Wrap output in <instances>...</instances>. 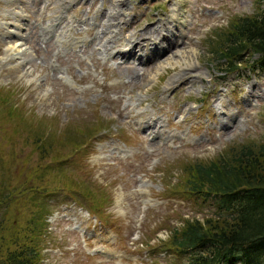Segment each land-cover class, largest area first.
<instances>
[{
    "label": "rangeland",
    "instance_id": "374dc122",
    "mask_svg": "<svg viewBox=\"0 0 264 264\" xmlns=\"http://www.w3.org/2000/svg\"><path fill=\"white\" fill-rule=\"evenodd\" d=\"M70 2L75 3L69 9ZM60 3L66 7L59 6L61 11L56 0H0V183L6 168L15 187L33 178L38 161L34 143L44 136L53 151L64 155L58 160L71 163L55 179L65 175L67 185L81 194L79 204L64 192L43 202L50 213L40 264H189L188 257L166 249L156 256L134 250L158 239L170 243L168 232L182 225L184 217L205 221L217 216L213 200L189 197L193 202L181 192L179 198L156 196L175 191L185 164L208 162L231 146L264 141V66L218 80L221 72L208 47L216 31L228 30L234 19L264 11V0ZM177 7L182 12L174 28L179 40L175 52L139 63L136 57L145 55V46L161 41L158 34L172 28ZM21 14L29 23L15 26ZM49 14L57 16L47 27ZM79 29L83 32L76 33ZM77 34L86 37L85 45L64 47ZM22 38L27 52L10 62L8 52L20 49ZM135 41L139 46L128 57L133 61L120 63L122 56L116 53ZM181 52L190 55L192 67L185 62L162 68ZM258 59L254 54L250 63ZM148 130L159 131V137ZM87 131L95 133L71 154ZM116 134L125 139L129 134L133 146L118 143ZM74 136L83 137L76 143ZM21 205L25 213L21 209V223L11 225V232L35 208L31 201ZM96 205L106 220L112 217L119 225L100 226L88 214V207ZM39 208L44 209L40 202Z\"/></svg>",
    "mask_w": 264,
    "mask_h": 264
},
{
    "label": "trees",
    "instance_id": "16d2710c",
    "mask_svg": "<svg viewBox=\"0 0 264 264\" xmlns=\"http://www.w3.org/2000/svg\"><path fill=\"white\" fill-rule=\"evenodd\" d=\"M215 35L216 40H211L208 47L219 72L264 66V11L236 18L228 30L216 31ZM254 54L259 59L252 64ZM93 133L83 134L82 144H77L71 154L82 149ZM83 136H74V141ZM34 145L38 161L31 173L33 178H25L15 187L8 168L1 177L0 264H40L41 241L48 230L50 213L43 202L59 196V192L75 200L81 195L67 185L65 175L55 179L63 170L66 173L71 163L58 160L64 155L51 149L49 139L42 136ZM180 178L173 193L184 195L188 190L194 195H214L224 212L205 221L185 219L182 225L170 229V243L158 239L156 244L163 243L177 255L188 257L189 264H264V141L231 146L208 162H189ZM25 201H31L35 208L26 223L11 232V225L21 223L18 213L21 209L25 213L21 205ZM39 202L44 209H38ZM90 209L101 211L97 205Z\"/></svg>",
    "mask_w": 264,
    "mask_h": 264
},
{
    "label": "bare ground",
    "instance_id": "6f19581e",
    "mask_svg": "<svg viewBox=\"0 0 264 264\" xmlns=\"http://www.w3.org/2000/svg\"><path fill=\"white\" fill-rule=\"evenodd\" d=\"M175 13H177L176 14V16H177V19H179V17L181 16V14L179 13V10H178V12H176V10L174 11V14ZM173 14V15H174ZM177 24H180V22L177 20ZM147 31V30H146ZM145 30H144V32H146ZM153 31H158V30H153ZM144 32H143V34H144ZM159 32V31H158ZM147 33V32H146ZM160 33V32H159ZM158 35H161V39H166V37H165V35L164 34H158ZM145 37V36H144ZM139 40V39H138ZM138 45H139V41L137 42V41H135ZM132 44V43H131ZM151 45H153V44H155V42H152V43H150ZM151 49H157V47L156 48H154V45L151 47ZM174 49V47L172 46V47H170V48H168V51H170V50H173ZM19 48L17 49V48H15V50H12V52L11 53H9L8 52V54L10 55V56H14L15 54H19ZM138 52V51H137ZM172 52V51H171ZM175 52V51H174ZM174 52H172V53H174ZM142 53V52H141ZM170 53V52H169ZM171 53V54H172ZM177 54V53H176ZM173 55H175V54H173ZM178 59L177 60H167L166 62H164L163 64H162V68H165L166 69V67L167 66H170V67H175V66H180V65H182L183 63H185L186 62V64H188V61H189V59H190V55H187V54H185V53H178ZM15 58V57H14ZM20 60H21V58H20ZM15 62V61H14ZM187 66H191V65H187ZM192 67V66H191ZM194 69V68H193ZM155 73L156 74H158L159 75V72H158V69L155 71ZM132 76H133V74H132ZM186 76V75H185ZM152 79H153V77H151ZM149 80V79H148ZM186 81V80H185ZM149 82V81H148ZM194 83V82H193ZM134 84V83H133ZM189 84V83H188ZM144 116V115H143ZM152 116V115H151ZM146 117V116H145ZM147 118V117H146ZM150 119V118H149ZM145 120H147V119H145ZM153 123V122H152ZM155 125V124H154ZM147 126V125H146Z\"/></svg>",
    "mask_w": 264,
    "mask_h": 264
}]
</instances>
